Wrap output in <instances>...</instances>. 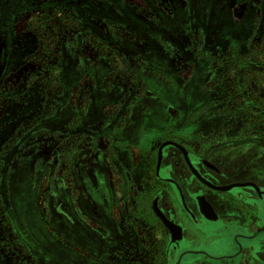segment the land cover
<instances>
[{
	"label": "rangeland",
	"instance_id": "1",
	"mask_svg": "<svg viewBox=\"0 0 264 264\" xmlns=\"http://www.w3.org/2000/svg\"><path fill=\"white\" fill-rule=\"evenodd\" d=\"M174 3L171 18L142 0H0V264H113L108 246L84 250L80 223L96 226L79 189L102 162L126 185L111 189L114 212L122 196L137 224L154 192L153 139L200 154L218 144L234 171L241 158L264 166V0ZM136 230L132 245L155 244Z\"/></svg>",
	"mask_w": 264,
	"mask_h": 264
},
{
	"label": "flooded vegetation",
	"instance_id": "2",
	"mask_svg": "<svg viewBox=\"0 0 264 264\" xmlns=\"http://www.w3.org/2000/svg\"><path fill=\"white\" fill-rule=\"evenodd\" d=\"M142 1L148 10L151 7L154 11L157 5L169 17L180 10L174 0ZM248 10V4L242 3L233 12L245 15ZM74 61L75 65L81 64L78 56ZM86 63L85 60L82 63L85 69L71 74L69 84H75L85 74ZM69 84H64V89L69 88ZM118 133L120 136L127 134L126 131ZM132 134L139 138V134ZM154 136L149 134L144 139ZM153 143L156 158L148 184L154 192L141 202L146 215L133 219L137 224L119 213L122 196L116 199L118 213L114 212L115 205L109 200L113 187L124 192L126 185L122 186L118 180L112 183L102 162L96 167L98 173L95 174L92 167L94 181L91 186H81L78 196L82 218L96 226L91 229L80 223L79 237L83 238L84 247L88 243L99 252L108 246L105 250L115 258L113 264H134L133 254L140 251L160 253V259L151 264H264L263 163L241 158L238 171H234L213 153L218 144L209 146L210 158L205 156L207 150L200 154L176 139L156 138ZM243 154L244 151L241 157L245 156ZM93 182L96 186L92 190ZM135 229L142 241L157 233L155 244L132 245ZM84 250L89 252L86 247Z\"/></svg>",
	"mask_w": 264,
	"mask_h": 264
},
{
	"label": "water",
	"instance_id": "3",
	"mask_svg": "<svg viewBox=\"0 0 264 264\" xmlns=\"http://www.w3.org/2000/svg\"><path fill=\"white\" fill-rule=\"evenodd\" d=\"M198 178L202 181V182H205L203 179H201L199 176H198ZM217 189H225V188H217ZM204 206V205H203ZM156 211V210H155ZM203 211H205L204 210V207H203ZM156 214L163 220V218L160 216V214H159V212L158 211H156ZM164 221V220H163ZM169 228H171L170 227V225H169V223H165Z\"/></svg>",
	"mask_w": 264,
	"mask_h": 264
}]
</instances>
